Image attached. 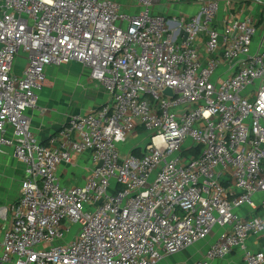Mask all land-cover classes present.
Returning <instances> with one entry per match:
<instances>
[{
    "label": "built area",
    "instance_id": "1",
    "mask_svg": "<svg viewBox=\"0 0 264 264\" xmlns=\"http://www.w3.org/2000/svg\"><path fill=\"white\" fill-rule=\"evenodd\" d=\"M156 1L0 0V152L23 164L18 200L0 206V264H159L211 235L192 264L234 248L264 264V241L249 240L264 232V0L261 17L240 0L163 17ZM72 60L109 99L43 142L27 110L45 66ZM85 152V182L63 186L57 167Z\"/></svg>",
    "mask_w": 264,
    "mask_h": 264
},
{
    "label": "crops",
    "instance_id": "2",
    "mask_svg": "<svg viewBox=\"0 0 264 264\" xmlns=\"http://www.w3.org/2000/svg\"><path fill=\"white\" fill-rule=\"evenodd\" d=\"M160 1H156L159 3ZM188 2V1H187ZM237 11L243 13L258 14L261 17V9L255 4V0H240L236 4ZM136 8L132 7L131 11ZM197 11L188 13L194 14ZM222 13V9H220ZM222 16V14H219ZM26 63L23 53H20L14 62L13 71L20 75ZM227 64H223L219 71L226 73ZM46 80L42 89L38 94V102L34 108L27 110L29 117L30 130L37 139L46 142L50 136L66 123L67 119L74 114H83L97 109L99 106L107 102L109 94L100 82L91 80L88 76L87 68L78 61L72 60L61 64H51L44 68ZM133 139L132 136L130 138ZM136 142V141H135ZM135 142L126 146H121L123 151L131 150ZM59 144L58 141L55 142ZM92 168L89 159V153L85 152L80 155H73L71 161L61 162L57 167L56 174L63 186L81 185L88 177ZM23 176V164L14 155L11 147H4L0 152V206H6L15 203L20 194V180ZM4 225L3 219L0 218V228ZM262 235L255 238L250 236V241L254 240L253 247L261 245ZM214 235L209 236L204 241V248L197 254L188 248L171 255L167 258L173 260L168 263L184 262L192 264V262L201 256L203 250L214 239ZM191 247V246H190ZM161 260L159 264H168ZM216 264H243L242 254L238 248L226 256L222 260L215 261Z\"/></svg>",
    "mask_w": 264,
    "mask_h": 264
},
{
    "label": "rangeland",
    "instance_id": "3",
    "mask_svg": "<svg viewBox=\"0 0 264 264\" xmlns=\"http://www.w3.org/2000/svg\"><path fill=\"white\" fill-rule=\"evenodd\" d=\"M117 2L122 4V7L127 10V11H131L132 7H134L133 5L135 4V0H116ZM188 1V2H187ZM192 0H181L172 4L166 3L164 1H160L159 3H154L150 6L151 12L154 14H160L163 17H167V16H176V17H181L183 15H187L190 12L195 11L196 9V5L191 2ZM259 10L261 9V7H258ZM255 17L258 16V14H254ZM215 21V20H214ZM146 134L147 132L142 129L140 130L136 135L132 136V140L130 138H128V140L126 141V146H128L129 144H132L133 142H139V141H144L146 138ZM135 142V143H136ZM72 229L76 230L77 229V225H73ZM71 230V231H73ZM72 235V233L70 232V234H68L67 237H70ZM204 248V241H198L196 243H194L191 247H189L188 250L190 251H194L195 254H197L198 252H200L202 249ZM178 254V253H176ZM164 262H173V260H171L170 258H164L163 259Z\"/></svg>",
    "mask_w": 264,
    "mask_h": 264
},
{
    "label": "water",
    "instance_id": "4",
    "mask_svg": "<svg viewBox=\"0 0 264 264\" xmlns=\"http://www.w3.org/2000/svg\"><path fill=\"white\" fill-rule=\"evenodd\" d=\"M164 93H167V94H171V89L169 87H166L164 90H163ZM101 164V163H100Z\"/></svg>",
    "mask_w": 264,
    "mask_h": 264
},
{
    "label": "trees",
    "instance_id": "5",
    "mask_svg": "<svg viewBox=\"0 0 264 264\" xmlns=\"http://www.w3.org/2000/svg\"><path fill=\"white\" fill-rule=\"evenodd\" d=\"M140 130H142V128H139V131H140ZM132 151H133V153H135V154H138V153H139V151L136 150V149H133Z\"/></svg>",
    "mask_w": 264,
    "mask_h": 264
}]
</instances>
